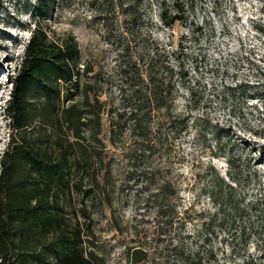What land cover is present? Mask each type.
Segmentation results:
<instances>
[{
  "label": "rangeland",
  "instance_id": "rangeland-1",
  "mask_svg": "<svg viewBox=\"0 0 264 264\" xmlns=\"http://www.w3.org/2000/svg\"><path fill=\"white\" fill-rule=\"evenodd\" d=\"M36 2L0 0V156L11 134L77 140L65 127L58 130L55 114L43 113L39 88L29 94L34 113L24 133L13 131L5 112L11 78L34 26ZM133 2L140 20H126L124 6ZM172 2L165 5L175 11ZM179 2L184 17L171 26L160 20L158 0H53L40 19L50 40L73 36L81 70L91 69L81 71L80 82L90 85V101H98L99 133L92 138L90 129L81 126L85 139L79 140L95 155L99 184L88 196L74 190L62 196L66 222L72 228L79 221L84 250H93L107 264H128L125 250L133 246L148 249L149 256L156 249L165 264H173L171 249L180 243L212 256L209 264H241L243 259L264 264V207L223 218L214 214L203 188L209 167L227 179L230 153L243 167L264 173L259 151L264 144V0ZM153 53L162 76L164 66H174L191 93L178 89L174 120L162 125L154 145L130 155L134 142L125 120L132 85L128 78L134 68L146 72L140 56L146 60ZM129 58L138 61L124 75L123 63ZM61 89L63 96L66 89ZM69 98L79 102L81 95L74 91ZM68 101L63 98L64 104ZM109 116L115 129L111 136ZM77 156L82 154L77 151ZM262 176L256 188L263 193ZM91 187L85 178L82 188ZM241 191L254 197L250 185ZM51 238L37 234L31 240V264H56L42 247Z\"/></svg>",
  "mask_w": 264,
  "mask_h": 264
},
{
  "label": "trees",
  "instance_id": "trees-1",
  "mask_svg": "<svg viewBox=\"0 0 264 264\" xmlns=\"http://www.w3.org/2000/svg\"><path fill=\"white\" fill-rule=\"evenodd\" d=\"M52 1L37 0L33 6L34 26L24 45L18 71L11 78L5 112L13 131L24 133L34 113L28 97L32 89L39 88V104L43 113L55 114L58 130L61 132L62 127H65L77 140L69 142L61 135L51 140L47 137L30 139L26 134H19L18 137L11 134L0 156V264H31L27 252H33L34 248L29 243L36 239L37 234L52 236L42 247L45 253H52L56 264H107L93 250H84L80 223L76 219L75 225L70 228L61 204L62 196L69 197L71 190L88 196L94 193V187L99 184L98 168L93 167L95 155L88 153L87 147H83L79 139H85L81 134V126H87L93 138L99 133L100 123L99 112L94 110L97 98L90 101V85L80 82L81 71L90 72L91 69L83 66L81 70V53L75 39L68 35L63 39L50 40L41 28L40 19ZM166 1L171 0H158L161 5L158 15L164 25L171 26L183 19V8L179 0H173L175 11H171L165 5ZM133 4L138 6L134 2L124 6L126 20H140ZM152 55L146 56V60L140 56L146 72L141 73L140 68H134V73L128 78L132 85L126 119L118 114L119 120L124 118L129 124L134 142L130 155L140 147L144 149L154 145L162 125L174 120L172 105L178 89H187L191 93V88L174 66H164L166 75L162 76L158 56ZM135 62L130 58L124 61V75L129 73L131 64L136 65ZM61 88L66 89L64 97ZM74 91H79L81 95L79 102L69 98ZM63 98L69 99L67 104L63 103ZM108 121L111 136L115 131L114 120L109 116ZM77 151L82 154L81 157L77 156ZM259 151L264 154V144L259 147ZM226 159L227 179L218 175L212 167L207 168V174H204L203 188L215 207L214 214L225 218L263 208L264 192H260L262 188H256V185L261 183L264 173L252 166L243 167L238 162L239 158L231 153L227 154ZM98 162H101L100 158ZM85 178L91 188H82ZM249 185L252 192L256 190L255 194L251 192L252 198L241 191V187ZM125 251L128 264H165L167 260L155 252L156 249L150 256L148 249L142 246L127 247ZM171 251L173 264H209L212 257L203 255L198 247L183 243L174 245ZM220 264L231 262L222 261ZM241 264L252 263L243 259Z\"/></svg>",
  "mask_w": 264,
  "mask_h": 264
}]
</instances>
